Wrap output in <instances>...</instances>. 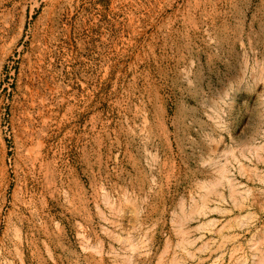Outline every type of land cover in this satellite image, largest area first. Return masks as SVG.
Listing matches in <instances>:
<instances>
[{"label":"rangeland","instance_id":"1","mask_svg":"<svg viewBox=\"0 0 264 264\" xmlns=\"http://www.w3.org/2000/svg\"><path fill=\"white\" fill-rule=\"evenodd\" d=\"M0 264H264V0H0Z\"/></svg>","mask_w":264,"mask_h":264}]
</instances>
